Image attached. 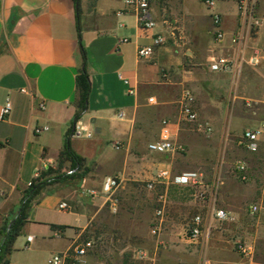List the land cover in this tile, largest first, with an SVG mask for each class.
I'll return each mask as SVG.
<instances>
[{"label":"crops","instance_id":"1","mask_svg":"<svg viewBox=\"0 0 264 264\" xmlns=\"http://www.w3.org/2000/svg\"><path fill=\"white\" fill-rule=\"evenodd\" d=\"M213 1L222 19V40L215 38L206 0H151L154 27H142L124 0H0V107L10 103L0 118V232L18 213L36 172L58 166L70 128L71 148L85 168L78 183L56 182L35 196L7 264H46L51 253L89 238L108 208L101 193L106 175L120 183L146 182L159 168L170 167L197 170L212 184L237 152H264V136L256 152L239 144L245 129L264 125V0H256L259 25L251 27L240 17L236 0ZM238 32L241 38L233 43ZM156 34L165 41L152 56L137 57V47L152 44ZM218 55L241 60L240 69L211 70ZM84 66L90 91L80 110L76 75ZM184 89L194 97L199 120L211 125L209 135L182 117ZM77 113L76 122L91 131L90 137L72 134ZM163 119L172 123V137L185 152L148 150ZM247 165L251 175L252 165ZM68 168L65 161L61 172ZM247 183L226 178L215 193L235 221L242 219L246 199L258 193ZM61 201L69 210L58 209ZM197 202L207 211L214 204L212 198ZM243 228L252 240L253 264H264L261 218ZM213 248L212 264L239 260L228 242L216 241ZM149 251V260L139 264H154V248ZM220 251L226 252L217 256ZM88 261L89 255L83 264Z\"/></svg>","mask_w":264,"mask_h":264},{"label":"built area","instance_id":"2","mask_svg":"<svg viewBox=\"0 0 264 264\" xmlns=\"http://www.w3.org/2000/svg\"><path fill=\"white\" fill-rule=\"evenodd\" d=\"M238 5L239 15L243 22L251 26H258L259 20L256 16V0H236ZM206 4L211 8V19L214 28V35L217 40H222L224 37V31L222 29V19L218 11H215L214 1L206 0ZM124 6L127 10L132 11L138 20V23L142 27H154L155 22L151 16V0H124ZM241 38L240 32L236 33L231 41L233 43L238 42ZM165 39L156 34L153 37L152 44L139 45L136 49V55L139 58H148L152 56L154 48L157 45L162 44ZM241 60L231 59L226 55H218L210 62V69L215 71H238L241 67ZM152 101V98H149ZM194 97L190 90L184 89L180 99V113L182 117L189 123L195 126L197 131H201L205 135H209L212 131V127L209 123L201 122L198 117V112L193 107ZM40 108H44V102L38 104ZM10 110V103L7 101L0 107V118L8 114ZM122 117V113L118 114ZM172 123L167 120H162L161 130L158 138L150 141L147 144L149 151L154 153H183L185 152V146L172 137L171 134ZM73 135L87 137L91 136L85 125L80 124L77 121L73 127ZM264 136V125H260L254 128H247L243 131L239 144L248 151H256L259 147V142ZM114 148H119L118 143H113ZM36 172L34 178L29 182L38 179L41 173L48 167ZM248 165L245 161L237 159L228 168L230 176L242 181L247 182L250 178ZM72 170H67V173H71ZM221 183L219 177L213 181L212 184L205 181L203 174L197 170H184L180 172H174L170 167H161L157 170L156 174L150 180L145 182L146 190L154 192L156 195V207L154 210L152 225L150 228V234L152 236H159L161 230L166 222V204L167 193L170 186L190 188L193 189V196L197 201L206 203L217 192L219 184ZM120 186V179L113 175L104 176L101 183V193L105 197V202L108 204L109 209L112 212L117 210L118 199L116 197V191ZM161 186V188H160ZM69 205L65 201H61L58 204V209L69 210ZM248 213L254 217H260L264 224V183L261 189V195L258 199L251 202L248 205ZM211 218L223 221L228 218V213L223 208L215 207L214 204L210 207ZM203 217L197 213L191 221L188 223L184 231V239L188 242H197L203 235ZM31 236L27 237V240H31ZM159 244V240L156 241V245ZM95 242L91 238H83L79 241H75L71 247L66 251L51 253L46 264H83L85 257L94 248ZM235 249L239 255V260L236 264H253V248L246 241L238 236L235 240ZM150 251L142 247L137 248L133 254V264H139V262H147L150 258Z\"/></svg>","mask_w":264,"mask_h":264},{"label":"rangeland","instance_id":"3","mask_svg":"<svg viewBox=\"0 0 264 264\" xmlns=\"http://www.w3.org/2000/svg\"><path fill=\"white\" fill-rule=\"evenodd\" d=\"M92 131V135L95 136L93 128ZM250 153L246 154L241 150L233 158V160L241 159L252 165L250 167L252 174L249 173L250 178L247 184L253 185L258 192L246 199L243 208L244 214L240 221L233 220L228 212L226 220L212 219L210 210L207 211L206 207L200 208L193 196V189L181 187L178 189L170 186L167 193L166 222L159 236H151L150 228L156 207V195L154 192L146 190L145 180L127 179L120 183L116 191L117 210L112 212L109 207L104 208L96 220L98 223L100 222V225L89 235V238L94 240L95 246L88 254V264H133V254L140 247L146 250L154 248V264H212L216 257V250L213 248L214 242H228L236 250L235 240L241 236L244 241L250 244L252 240L246 238L243 227L255 222L257 218L250 215L247 208L261 195L264 183V152ZM207 157L208 159L212 158L211 155ZM233 160L231 163L235 161ZM221 163L222 161L218 162V164ZM229 166L221 174L219 173L221 170H219L220 181L227 178L233 179L235 182H242L229 175ZM214 195L212 196L214 206L223 208L218 197L216 198L217 195ZM197 213L203 217V235L195 243L188 242L184 239V231ZM102 224L104 227L101 226ZM157 240H159V244L156 245ZM220 252L217 256L224 255L226 251Z\"/></svg>","mask_w":264,"mask_h":264},{"label":"trees","instance_id":"4","mask_svg":"<svg viewBox=\"0 0 264 264\" xmlns=\"http://www.w3.org/2000/svg\"><path fill=\"white\" fill-rule=\"evenodd\" d=\"M1 52L2 48L0 44V53ZM76 88L79 94V107L80 110H83L86 108L90 91V81L85 66L81 68L79 73L76 75ZM79 116V113L74 115L73 124L76 122ZM70 131L71 128L68 131L64 148L60 152L58 166L56 168L48 166L41 173V176L38 179L32 181L27 192L24 194L18 213L2 228L0 232V264L8 263L7 255L10 253L13 242L26 221L27 210L31 206L30 204L35 200V196L39 195L47 185L56 182H64L74 185L78 183L84 176L85 168L82 163L83 159L74 152L70 145ZM65 161H69V168L67 170H72L71 173L61 172V168Z\"/></svg>","mask_w":264,"mask_h":264}]
</instances>
